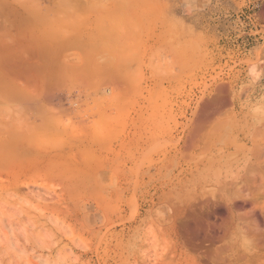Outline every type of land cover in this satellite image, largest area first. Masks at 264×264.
I'll use <instances>...</instances> for the list:
<instances>
[{
	"label": "rangeland",
	"instance_id": "obj_1",
	"mask_svg": "<svg viewBox=\"0 0 264 264\" xmlns=\"http://www.w3.org/2000/svg\"><path fill=\"white\" fill-rule=\"evenodd\" d=\"M55 1L0 0V264H264V0Z\"/></svg>",
	"mask_w": 264,
	"mask_h": 264
},
{
	"label": "bare ground",
	"instance_id": "obj_2",
	"mask_svg": "<svg viewBox=\"0 0 264 264\" xmlns=\"http://www.w3.org/2000/svg\"><path fill=\"white\" fill-rule=\"evenodd\" d=\"M14 1H15V0H14ZM20 1H21V0H20ZM58 1H59V0H58ZM58 1H55V2H58ZM55 2H53V3H55ZM63 2L65 3L66 1H63V0H62V2H61V4H60V7H65V5H64ZM67 2H68V1H67ZM62 4H63V5H62ZM67 5H68V4H67ZM25 6H26V5H25ZM28 6H29V5H28ZM71 6H72V7H70V10L73 9V5H71ZM23 7H24V6H23ZM48 7H49V6H48ZM55 7H58V6H55ZM76 7H77V6H76ZM76 7H74V8H76ZM27 8H28V7H27ZM35 8H38V7H35ZM49 8H50V7H49ZM66 8H67V7H66ZM124 8H125V6H124ZM56 9H57V10H61V11H59V12H61V13H59V15H58L57 10H54V12H57V15H56L55 17H59L61 14L64 13V12H63V8H61V9L56 8ZM67 9H68V8H67ZM24 10H25V9H24ZM36 10L38 11V9H36ZM40 10H41V9H40ZM46 10H47V9H46ZM121 10H122V9H121ZM29 11H30L31 13H30ZM51 11H53V10H50V12H51ZM28 12H29V14H32V12L34 13L35 10H34V11H33V10H32V11H31V10H28ZM38 12H39V11H38ZM54 12H53V13H54ZM74 12H75V10H74ZM74 12H72V13H74ZM35 13H37V12H35ZM40 13L42 14L41 11H40ZM51 13H52V12H51ZM69 13H70V12H69ZM38 14H39V13H38ZM70 14H71V13H70ZM39 15H40V14H39ZM39 15H38V16H39ZM63 15H64V14H63ZM108 15H109V14H108ZM43 16H44V13H43ZM46 16H47V15H46ZM52 16H53V15H52ZM72 16H73V15H72ZM33 17H34V16H33ZM39 17H40V16H39ZM115 17H116V16H115ZM35 18H36V14H35ZM37 18H38V17H37ZM41 18H42V15H41L40 19H41ZM44 18H45V16H44ZM75 18H77V17H75ZM38 19H39V18H38ZM57 19H58V18H57ZM68 19H69V18H68ZM68 19H67V20H68ZM101 19H102V18H101ZM106 19H107V18H106ZM111 19H112V18H111ZM33 20H34V19H33ZM41 20H42V19H41ZM52 20H53V19H52ZM67 20H66V21H67ZM37 21H38V20H37ZM45 21H46V19H45ZM47 21H49V20H47ZM61 21H62V20H60V22H57V23H59V24H55V26H56V25H59V26H60V25H61L60 23H62ZM73 21H74V20H73ZM39 22H40V21H39ZM42 22H43V21H42ZM42 22H40V23H42ZM52 22H53V21H52ZM78 22H79V21H78ZM111 22H112V21H111ZM117 22H119V21H117ZM48 23H49V22H48ZM65 23H66V22H65ZM71 23H72V22H71ZM74 23H75V22H74ZM74 23H73V25H74ZM76 23H77V22H76ZM80 23H81V22H80ZM80 23H79V24H80ZM82 23H84V22L82 21ZM29 24H30V23H29ZM43 24H44V25H49V24H45V23H43ZM43 24H42V26H43ZM53 24H54V22L51 24V27H52ZM106 24H107V23H106ZM68 25H69V24H68ZM77 25H78V23H77ZM82 25H83V24H82ZM84 25H85V24H84ZM115 25H116V24H115ZM36 26H37V25H36ZM40 26H41V25H40ZM61 26H63V25H61ZM71 26H72V25H71ZM107 26H108V25H107ZM109 26H110V25H109ZM47 27H49V26H47ZM53 27H54V25H53ZM67 27H68V26H67ZM74 27H75V26H74ZM78 27H79V26H78ZM78 27H76V28H78ZM104 27H106V26H104ZM55 28H56V27H55ZM44 29H46V28H44ZM52 29H53V28H52ZM52 29L50 28V30H49V29L47 28V30H49L50 32H48V31H46V32H48V34H50ZM62 29H63V28H62ZM70 29H72V28L70 27ZM79 29H80V27H79ZM79 29H78V30H79ZM68 30H69V29H68ZM68 30H67V33H68ZM74 30H76V29H74ZM74 30H72V31H74ZM105 30H109V29H108V28H105ZM2 31H3V30H2ZM41 31H42V29H41ZM60 31H61V30H60ZM4 32H5V31H4ZM4 32H3V33H4ZM42 32H43V31H42ZM46 32H45V33H46ZM55 32L57 33L58 30L55 31ZM55 32H52V34H54ZM62 32H63V31H62ZM65 32H66V31H65ZM70 32H71V30L69 31V33H70ZM74 32H76V31H74ZM107 32H108V31H107ZM114 32H115V31H114ZM117 32H118V31H117ZM119 32H120V31H119ZM119 32H118V33H119ZM123 32H125V31H123ZM127 32H128V31H127ZM171 32H172V31H171ZM1 33H2V32H1ZM6 33H7V32H6ZM69 33L66 34V38L68 37ZM71 33H72V32H71ZM40 34H41V33H40ZM43 34H44V33H43ZM74 34H75V33H73V35H70L69 37H73ZM105 34H106V33H105ZM121 34H122V33H121ZM121 34H119V35H121ZM127 34H130V33H127ZM44 35H45V34H44ZM54 35H55V34H54ZM57 35H58V34H57ZM61 35H64V34H61ZM61 35L59 36V38L61 37ZM117 35H118V34H117ZM123 35H124V34H123ZM55 36H56V35H55ZM64 36H65V35H64ZM64 36H63L62 38H64ZM129 36H130V35H129ZM129 36H128V37H129ZM40 37H41V36H40ZM74 37H75V36H74ZM102 37H103V35H102ZM106 37H107V36H106ZM117 37H118V36H117ZM119 37H120V36H119ZM43 38H44V37H43ZM57 38H58V37H56V38L53 37V39H54L53 41L55 42V41L57 40ZM62 38H60V40H61ZM109 38H110V36L108 37V39H109ZM51 39H52V38H51ZM104 39H106V38L104 37ZM112 39H113V38H112ZM120 39H121V38H120ZM120 39H119V40H120ZM122 39H123V38H122ZM62 40H63V39H62ZM66 40H70V38H68V39H66ZM66 40H63L62 43H64V41H66ZM99 40H100V39H99ZM123 40H124V39H123ZM49 41H50V40H49ZM76 41H77V43H78V39H77ZM93 41H94V39H93ZM115 41H116V38H115ZM67 42H68V41H67ZM74 42H75V41H74ZM74 42H73V43H74ZM95 42H96V41H95ZM95 42H94V43H95ZM103 42H105V41H101V43H103ZM107 42H108V40L106 41V43H107ZM51 43H52V42H51ZM51 43H50V44H51ZM55 43H57V41H56ZM55 43H53V44H55ZM59 43L62 44L60 41H59ZM69 43L71 44L72 42H69ZM79 43H80V42H79ZM96 43H97V42H96ZM96 43H95V44H96ZM64 44H65V43H64ZM64 44H63V46H64ZM66 44H67V43H66ZM70 44H69L68 46H70ZM74 45L77 46L76 44H74ZM99 45H100V44H98V46H99ZM104 45H105V44H104ZM52 46H53V45H52ZM65 46H66V45H65ZM71 46H73V44H72ZM75 46H73V47H75ZM93 46H95V45L93 44ZM98 46H97V47H98ZM101 46H102V45H101ZM105 46H106V45H105ZM55 47H56V45H55ZM78 47H79V45H78ZM80 47H81V44H80ZM86 47H87V46H86ZM56 48H58V47H56ZM99 48H100V46H99ZM75 49H76V48H75ZM87 49H88V48H87ZM95 49H96V47H95ZM95 49H94V50H95ZM97 49H98V48H97ZM102 49H103V48H102ZM36 50H37V48H36ZM90 50H91V52H92V51L94 52V50H92L91 48H90ZM90 50H89V53H91ZM78 51H79V50H78ZM87 51H88V50H87ZM87 51H86V54H88ZM97 51H98V50H97ZM93 54H94V53H93ZM93 54L91 53V55H93ZM83 55H84V54H82V56H83ZM47 56H48V55H47ZM52 56H53V55H52ZM87 56H88V58L90 57L89 55H85V56H83V57L86 58ZM93 56H94V55H93ZM93 56H91L89 59H87V58H86V59L90 61V59H92ZM87 60L84 61V62H87ZM84 64H85V63H84ZM49 65H50V64H49ZM82 65H83V64H82ZM85 65H87V64H85ZM87 66H88V65H87ZM87 66H85V67L87 68ZM100 66H101V65H100ZM68 67H69V66H68ZM95 67H96V66H95ZM119 67L121 68L120 65H119ZM80 68H81V69H80ZM80 68L76 69V71H74V72H73V70H72V71H69V70H68V71L71 72V73H76V72L79 73V72H80L79 69H80V70H83V69H84L83 66H81ZM82 68H83V69H82ZM86 68H85V69H86ZM100 68H101V67H100ZM47 69H48V68H47ZM70 69H71V68H70ZM72 69H73V68H72ZM85 69H84V73H85V72L87 73V71H85ZM91 69H92V68H91ZM122 69H123V68H122ZM122 69H121V70H122ZM74 70H75V69H74ZM77 70H78L79 72H78ZM49 71H50V70H49ZM52 71H53V70H52ZM54 71H56V70H54ZM61 71H62V70H61ZM68 71H67V73H68ZM93 71H94V70H93ZM107 71H108V70H107ZM47 73H48V72H47ZM55 73H56V72H55ZM57 73H59V72H57ZM64 73H65V72H64ZM77 73H76V74H77ZM81 73H82V72H80V74H81ZM86 73H85V74H86ZM88 73H90V72H88ZM59 74H60V73H59ZM68 74H69V73H68ZM80 74H78V75L80 76ZM82 74H83V73H82ZM93 74H94V72H93ZM63 75H65V74H63ZM78 75H77V76H78ZM86 75H87V74H86ZM88 75H89V74H88ZM81 76H82V75H81ZM63 77H64V76H63ZM63 77H62V78H63ZM48 78H49V77H48ZM51 78H52V77H51ZM80 78H81V77H80ZM65 79H66V78H65ZM62 80H64V78H63ZM66 80H67V79H66ZM73 80H74V79H73ZM64 81H65V80H64ZM84 81H85V80H84ZM84 81H83V82H84ZM65 82H66V81H65ZM65 82H64V83H65ZM83 82H82V83H83ZM86 85H87V84H86ZM82 86H83V85H82ZM88 86H89V85H88ZM86 91H87V90H86ZM21 93H22V92H21ZM24 94H25V93H24ZM26 94H27V93H26ZM26 94L23 95V96H26ZM87 94H90V93L87 92ZM21 96H22V94H21ZM23 96H22V97H23ZM28 96H29V95H28ZM26 97H27V96H26ZM26 97H25V98H26ZM98 98H99V97H98ZM23 100H24V99H23ZM100 100H101V98H100ZM103 100H104V99H103ZM91 103H93V102H91ZM94 103H95V102H94ZM94 103H93V106H92V107H94ZM216 103H218V102H216ZM212 104H213V103H212ZM212 104H211V105H212ZM100 105H102V104H100ZM213 105H214V104H213ZM216 105H217V104H216ZM216 105H215V106H216ZM219 105H220V104H219ZM92 107H91V108H92ZM95 107H96V106H95ZM99 108H100V107H99ZM89 109H90V108H89ZM18 115H20V114H18ZM18 115H17V116H18ZM30 118H31V117H30ZM59 119H60V118H59ZM15 121H17V120H15ZM18 121H19V119H18ZM18 121H17V122H18ZM21 121H24V120L21 119ZM21 121H19V122H21ZM32 121H33V120H32ZM58 121H59V120H58ZM17 122H16V123H17ZM24 122H25V121H24ZM26 122H27V121H26ZM26 122H25V123H26ZM29 122H30V121H29ZM44 122H46V121H44ZM53 122H55V121H53ZM13 123H15V122H13ZM16 123H15V124H16ZM27 123H28V122H27ZM42 123H43V122H42ZM107 123H108V122L102 123V124H103V127H104ZM20 124H21V123H20ZM20 124H19V123L17 124L18 127H19ZM33 124H34V123H33ZM44 124H47V122L44 123ZM48 124H49V123H48ZM56 124H57V123H55V125H56ZM65 124H66V123H65ZM102 124H101V125H102ZM27 125H28V124H27ZM53 125H54V124H51L49 127H51V126H53ZM21 126H23V122H22ZM21 126L19 127L20 129H21ZM29 126L31 127V125H29ZM32 126H33V128H34L35 125H32ZM36 126H37V125H36ZM38 126H39V125H38ZM40 126H41V125H40ZM67 126H68V125H67ZM67 126H65V127H67ZM70 126H71V125H70ZM72 126H73V125H72ZM106 126L109 127V124H107ZM9 127H10V126H8V130H9ZM12 127H13V125H11V128H12ZM46 127L49 128L48 126H46ZM65 127H64V128H65ZM68 127H69V126H68ZM68 127H67V128H68ZM11 128H10V130H11ZM25 128H27V126H25ZM36 128H37V127H36ZM52 128H53V127H52ZM54 128H55V127H54ZM54 128H53V129H54ZM57 128H58V126H57ZM6 129H7V128H6ZM31 129H32V128H31ZM41 129H43V128L41 127L39 130H41ZM45 129H46V128H45ZM45 129H44V131H45ZM49 129H51V128H49ZM71 129H72V128H71ZM95 129H96V128H95ZM101 129L103 130V129H105V128H101ZM109 129H110V128H109ZM14 130H15V129H14ZM14 130H13V131H14ZM17 130H18V128H17ZM17 130H16V131H17ZM36 130H38V128L35 129V132L38 133L39 130H38V131H36ZM64 130H65V129H64ZM26 131H27V130H26ZM44 131H43V132H44ZM49 131H50V130H49ZM109 131H110V130H109ZM109 131H107V132H109ZM111 131H112V130H111ZM111 131H110L111 134H110V133H107L106 136H108V134H110V135H109L108 137H106V139H109V137L112 136V133H114V132H111ZM19 132H20V131H19ZM29 132H30V131H29ZM51 132H52V131H51ZM51 132H49V133H51ZM56 132H59V131H56ZM56 132H55V133H56ZM66 132H67V131H66ZM100 132H101V131H100ZM104 132H106V130H105ZM1 133H2V132H1ZM46 133H47V131H46ZM46 133H44V134L46 135ZM55 133H54V134H55ZM62 133H63V132H62ZM91 133H92V132H91ZM95 133H96V132H95ZM22 134H23V133H22ZM27 134H28V133H27ZM34 134H35V133H34ZM39 134L42 136L43 133H42V132L40 133V131H39ZM51 134L54 135L53 133H51ZM86 134H87V133H86ZM96 134H99V131H98ZM100 134H101V133H100ZM19 135H21V134H19ZM40 135H38V136H40ZM47 135H48V134H47ZM47 135H46V136H47ZM59 135H60V134H59ZM76 135H77V134H76ZM104 135H105V134H104ZM30 136H31V134H30ZM41 136H40V137H41ZM48 136H49V135H48ZM54 136H55V135H54ZM56 136H57V135H56ZM56 136H55V139L57 138ZM63 136H64V135H63ZM67 136H68V135H67ZM71 136H72V135H71ZM83 136H84V135H83ZM59 137H60V136H59ZM68 137H69V136H68ZM101 137H102V136H101ZM44 138H45V137H44ZM46 138H47V137H46ZM82 138H83V137H82ZM31 139H33V137H32ZM57 139H58V138H57ZM61 139H63V138L61 137ZM67 139H68V138H67ZM73 139H74V138H73ZM75 139H76V138H75ZM91 139H92V138H91ZM95 139H96V138H95ZM102 139H103V138H102ZM99 140H100V139H98V141H99ZM110 140H111V139H110ZM38 141H39L40 143H43V142L40 140V138L38 139ZM45 141H46V140H44V142H45ZM64 141H65V140H64ZM75 141H76V140H75ZM103 141H104V140H103ZM103 141H102V143H103ZM105 141H106V140H105ZM105 141H104V142H105ZM62 142H63V140H62ZM76 142H77V141H76ZM76 142H75V143H76ZM100 142H101V141H100ZM33 143L38 144V142H33ZM72 143H74V142H72ZM94 143H95V142H94ZM96 143H97V141H96ZM30 144H31V143H30ZM47 144H48V143H47ZM49 144H50V143H49ZM51 144H52V143H51ZM70 144H71V143H70ZM70 144H69V145H70ZM38 145H39V144H38ZM40 145H41V144H40ZM40 145H39V146H40ZM43 145H44V144H43ZM59 145H60V142H59ZM62 145H64V142L61 144V146H62ZM72 145H73V144H71L70 146L72 147ZM74 145H75V144H74ZM77 145H78V143H77ZM94 145H95V144H94ZM97 145H99V144H97ZM20 146H21V145H20ZM29 146H30V145H29ZM33 146H35V144H34ZM46 146H47V145H46ZM51 146H52V145H51ZM85 146H86V145H85ZM41 147H43V146L41 145ZM44 147H45V146H44ZM73 147H74V146H73ZM36 148H37V146H36ZM51 148H52V147H51ZM61 148H62V147H61ZM68 148H69V147H68ZM84 148H85V147H84ZM84 148H83V149H84ZM20 149H21V148H20ZM34 149H35V148H34ZM38 149H39V148H38ZM45 149H46V148H45ZM45 149H44V150H45ZM58 149H59V148H58ZM40 150H43V149H40ZM78 150H79V149H78ZM78 150H77V151H78ZM6 152H7V151H6ZM6 152H5V153H6ZM43 152H44V151H43ZM45 152H46V151H45ZM49 152H50V151H49ZM72 152H74V151H72ZM16 153H17V152H16ZM3 154H4V151H3ZM18 154H19V153H18ZM72 154H74V153H72ZM20 155H21V154H20ZM48 155H49V154H48ZM9 156H10V155H9ZM13 156H14V154H13ZM16 156H18V155H16ZM42 156H43V155H42ZM51 156H52V155H51ZM65 156H66V155H65ZM7 157H8V156H7ZM62 157H64V156H62ZM71 157H72V156H71ZM44 158H45V157H44ZM64 158H65V157H64ZM10 159H12V158L10 157ZM4 160H5V159H4ZM6 160H7V161H6ZM6 160H5L6 162H4L5 165L10 161V160H8L7 158H6ZM13 160H14V158H13ZM45 160H46V159H45ZM65 160H66V159H65ZM1 161H2V160H1ZM41 161H42V160H41ZM84 161H85V159H84ZM36 162H37V161H36ZM36 162H34V163H36ZM39 162H40V161H39ZM50 162H51V161H50ZM53 162H55V161H53ZM0 163H1V162H0ZM15 163L18 164L17 162H15ZM47 163H48V162H47ZM51 163H52V162H51ZM1 164H2V163H1ZM1 164H0V165H1ZM16 164H13V166L16 165ZM36 164H37V163H36ZM43 164H44V163H43ZM59 164H60V163H59ZM9 165H10V163H8V166H9ZM20 165H21V164H20ZM25 165H26V164H25ZM25 165H24V166H25ZM6 166H7V165H6ZM6 166H5V167H6ZM10 166H11V165H10ZM32 166H33V164H32ZM53 166H54V165H53ZM53 166H52V167H53ZM56 166H57V165H56ZM2 167H3V166H2ZM5 167H3L2 169H5ZM28 167H29V166H28ZM35 167H36V166H35ZM52 167H50V168H52ZM21 168H22V167H21ZM32 168H33V167H32ZM50 168H49V169H50ZM6 169H7V168H6ZM6 169H5V170H6ZM22 169H23V168H22ZM22 169H21V170H22ZM53 169H54V167H53ZM53 169H52V170H53ZM0 170H1V169H0ZM6 171H7V170H6ZM0 172H1V171H0ZM32 172H33V171H32ZM49 172H50V171H49ZM63 172H64V171H63ZM1 173H2V172H1ZM51 174H52V172H51ZM60 174H61V173H60ZM16 175H17V173H16ZM52 176H53V175H52ZM16 177H18V176H15L14 178H16ZM46 177H47V176H46ZM58 177H59V176H58ZM262 177H263V180H264V174H263ZM13 182H14V181H13Z\"/></svg>",
	"mask_w": 264,
	"mask_h": 264
}]
</instances>
